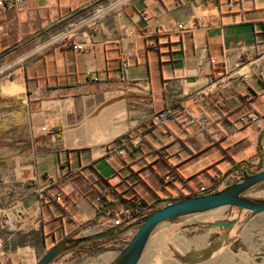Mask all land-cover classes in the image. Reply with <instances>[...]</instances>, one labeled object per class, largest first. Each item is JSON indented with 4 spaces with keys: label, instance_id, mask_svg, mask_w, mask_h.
Segmentation results:
<instances>
[{
    "label": "crops",
    "instance_id": "1",
    "mask_svg": "<svg viewBox=\"0 0 264 264\" xmlns=\"http://www.w3.org/2000/svg\"><path fill=\"white\" fill-rule=\"evenodd\" d=\"M23 1L0 8V243L7 264H37L58 243L99 233L104 222L106 230L126 228L130 223L111 220L121 206L157 209L264 170V124L240 122L264 114V0ZM99 11L96 22L79 24ZM64 30L83 51L49 43ZM226 75L232 78L222 92L207 93ZM167 108L175 119L165 128L147 131L125 158L106 156ZM199 114L208 116L203 127L188 122ZM171 171L177 179L167 183ZM58 192L61 203L41 205L42 193ZM246 213L232 228L164 224L141 261L256 264L248 227L264 213L249 223ZM133 234L85 244L52 264H112Z\"/></svg>",
    "mask_w": 264,
    "mask_h": 264
},
{
    "label": "water",
    "instance_id": "2",
    "mask_svg": "<svg viewBox=\"0 0 264 264\" xmlns=\"http://www.w3.org/2000/svg\"><path fill=\"white\" fill-rule=\"evenodd\" d=\"M97 4L85 8L75 16L89 11ZM262 185H264V170L244 176L222 189L183 198L160 207L122 230L112 228L104 232L85 234L72 241L60 242L40 258L37 264H52L63 254L78 250L85 244L119 237L133 229L135 230L134 235L120 250L112 264H139L152 236L164 224L179 223L190 217L204 215L223 208H237L250 212L251 216L247 222L263 214L264 199L251 196V192ZM239 223V220H220L209 223L208 227L211 229L232 228Z\"/></svg>",
    "mask_w": 264,
    "mask_h": 264
},
{
    "label": "built area",
    "instance_id": "3",
    "mask_svg": "<svg viewBox=\"0 0 264 264\" xmlns=\"http://www.w3.org/2000/svg\"><path fill=\"white\" fill-rule=\"evenodd\" d=\"M23 0H1L0 1V8L6 7L9 4L12 5H22ZM104 14V11H99V13H91L90 15H86L84 18L81 19L80 23L81 25H87L94 23L98 20V18L101 17V15ZM179 30H184L185 27L184 25H179L178 26ZM73 36H71V32L64 30L57 34L55 38L50 40L54 44V42H60L62 44H67L71 45L75 51H83L85 48L84 44H74L72 40ZM156 50H159L158 46L155 47ZM132 56L131 53H127L123 59H122V70L124 71V75L126 73V69L129 67V58ZM212 64L216 63V60H211ZM244 79H249V76L247 75H241ZM125 78V77H124ZM232 78L231 75H226L224 78L221 80L214 82L210 84V87L207 89V93L210 95L220 93L222 92L228 85H229V80ZM202 95V93H200ZM175 119V113L171 108H167L164 112H162L159 115H155L154 117L150 118L146 122L142 124V128L136 129L131 131L127 136L123 137L117 144L110 146L108 150L106 151V156L109 157L112 153H118L122 157L125 158L127 153L131 151V149L139 148L143 142L145 141V133L147 131H152L154 129H161L165 128L167 124ZM188 122L190 124H198L200 126H205V124L208 122V116L206 114H199V115H191L189 117ZM240 122L244 125H253V124H259L262 123L264 124V114H260L258 112H252L249 115L243 116L240 118ZM42 131H46V128H43ZM223 137L222 132H218L216 138L214 139H221ZM172 166L175 167L176 165L172 163ZM177 179V174L176 172L174 173L171 171L165 176V181L167 183H170L174 180ZM234 183V180L232 178H227L221 182L218 186L214 187L213 189L211 188H201L198 190L191 191L189 194L193 195H202V194H207L208 192L214 191V190H219L221 187H225L228 184ZM42 200H41V205H47L50 199L55 200L58 203H61L63 201V193L58 192V193H50V195H45V193H42ZM99 200V199H98ZM178 201V199H176ZM175 202V201H172ZM172 202H162L159 204V207L166 206ZM138 204H142L141 202H137ZM158 207V208H159ZM145 209H150L147 208L146 206H143ZM132 211L130 208H125V207H120L114 211L113 214H111V220H113V225L118 227L122 226L124 222L127 223H133L137 220H139L142 217H132ZM131 218V219H130ZM107 224L108 222H104L103 226L101 227V231L107 229ZM2 247L3 244L0 243V264H7L6 261L4 260V253L2 252Z\"/></svg>",
    "mask_w": 264,
    "mask_h": 264
},
{
    "label": "rangeland",
    "instance_id": "4",
    "mask_svg": "<svg viewBox=\"0 0 264 264\" xmlns=\"http://www.w3.org/2000/svg\"><path fill=\"white\" fill-rule=\"evenodd\" d=\"M240 175L241 174L239 173L237 176H240ZM222 188L224 187H221V189ZM251 196L258 198V199H264V185L259 186L256 189H254L251 192ZM121 207L129 208L128 206H121ZM246 212L247 211H242L237 208H223V209H219V210H216V211L204 214V215L190 217L182 222H186L188 224H195V223L205 224L206 222H210V223L215 222L218 219H226V220L232 219V220H239L240 222V220L246 219V216H247L246 214H248ZM242 214H245L246 216ZM163 227L165 226L163 225ZM248 228L249 230L253 231V236L251 237L252 243L249 244V247H250L249 251L254 252L256 264H264V214L260 215L255 221H253V223H251ZM104 231H107V230H103L100 232H104ZM134 233H135V230H134ZM131 238L132 237L130 236H124V241L122 242V245H124L123 247L126 246V244L131 240ZM139 264H144V260L141 261Z\"/></svg>",
    "mask_w": 264,
    "mask_h": 264
},
{
    "label": "trees",
    "instance_id": "5",
    "mask_svg": "<svg viewBox=\"0 0 264 264\" xmlns=\"http://www.w3.org/2000/svg\"><path fill=\"white\" fill-rule=\"evenodd\" d=\"M249 174H253V173H248V174H246V176L249 175ZM192 196H194V195L193 194H189V195H186V196H184V197H182V198H180L178 200H181L183 198H189V197H192ZM145 205L146 204H143V203L142 204H138L137 202L130 204L128 207L132 211L131 218L132 217H136V216L143 217V216H146V215L154 212L155 210H157L156 208H153V209H145V208H143V206H145ZM72 240H74V238H69L68 239V241H72ZM80 250H81V248L79 250H77V251H80Z\"/></svg>",
    "mask_w": 264,
    "mask_h": 264
},
{
    "label": "bare ground",
    "instance_id": "6",
    "mask_svg": "<svg viewBox=\"0 0 264 264\" xmlns=\"http://www.w3.org/2000/svg\"><path fill=\"white\" fill-rule=\"evenodd\" d=\"M209 193V192H208ZM194 196H196V195H194Z\"/></svg>",
    "mask_w": 264,
    "mask_h": 264
}]
</instances>
